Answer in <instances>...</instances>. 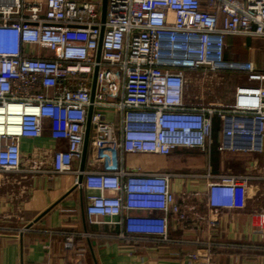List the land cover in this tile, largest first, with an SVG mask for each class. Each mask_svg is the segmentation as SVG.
Listing matches in <instances>:
<instances>
[{
  "label": "built area",
  "instance_id": "1",
  "mask_svg": "<svg viewBox=\"0 0 264 264\" xmlns=\"http://www.w3.org/2000/svg\"><path fill=\"white\" fill-rule=\"evenodd\" d=\"M101 7L102 0H0V174L16 184L11 174L73 173L87 191L89 223L118 225L117 238L131 250L152 241L187 243L171 236L172 227L189 222L172 175L128 168L125 155L206 151L216 121L221 151H264V70L226 57L229 36L264 39V0H108L97 62ZM232 73L248 83L225 102L217 90ZM90 105L81 172L74 164ZM100 108H112L115 118ZM44 137L51 143L22 148L24 139ZM208 177L204 219L214 228L215 215L236 207L250 177ZM91 236L67 232L64 245L73 249L78 237ZM192 242L187 264H212L221 243L202 236Z\"/></svg>",
  "mask_w": 264,
  "mask_h": 264
},
{
  "label": "crops",
  "instance_id": "2",
  "mask_svg": "<svg viewBox=\"0 0 264 264\" xmlns=\"http://www.w3.org/2000/svg\"><path fill=\"white\" fill-rule=\"evenodd\" d=\"M256 39L261 38L227 37V42L239 51H227L226 57L253 60L264 70L254 53ZM233 75L242 81L240 85L248 83L244 74ZM100 111L109 120L115 118L112 108ZM219 138L216 121L208 150L179 147L170 155L141 154L135 157L136 163L129 165L172 175V189L189 210V222L172 227L171 236L188 241L184 244L152 241L131 250L117 238L118 225L90 224L85 210L87 191L76 185L73 173L52 179L31 172L11 174L10 178H18L16 184L0 174V264H187L186 251L197 247L192 242L197 236L221 243L212 251V264H264V151H221ZM49 142L45 137L24 139L22 148L29 151L33 145ZM74 166L80 169V162ZM208 173L250 177L248 186L239 189L236 207L221 209L215 215L214 228L204 219L209 216L205 201ZM86 231L92 233L90 238L78 237L73 249L65 247L67 232Z\"/></svg>",
  "mask_w": 264,
  "mask_h": 264
},
{
  "label": "rangeland",
  "instance_id": "3",
  "mask_svg": "<svg viewBox=\"0 0 264 264\" xmlns=\"http://www.w3.org/2000/svg\"><path fill=\"white\" fill-rule=\"evenodd\" d=\"M236 37H239V36H236ZM253 46L255 47L254 53H255L257 61L262 63V65L264 66V39H256V40H254ZM238 49L239 48L235 44L234 45L232 44V46H230L228 48V51L230 53L231 52H235V51L238 52L239 51ZM241 82L242 81L237 76H235V75L231 76V74H229L226 77L225 81H224L223 88L222 89L219 88L217 91H218V93L220 91H222L224 101L225 102H229L231 100V97L233 96V94H232L233 90L237 86H239L241 84ZM205 87H207V85H205ZM190 90L193 93V90L192 89H190ZM194 91H196V89H194ZM214 145H215L214 149H216V144H214ZM138 155H141V154H139V153H137V154L126 153V155H125V165H126V167L132 168L129 165H131L132 163H136L135 162L136 160H134V159ZM144 171H146V170H144Z\"/></svg>",
  "mask_w": 264,
  "mask_h": 264
},
{
  "label": "water",
  "instance_id": "4",
  "mask_svg": "<svg viewBox=\"0 0 264 264\" xmlns=\"http://www.w3.org/2000/svg\"><path fill=\"white\" fill-rule=\"evenodd\" d=\"M107 6H108V0H102V7H101V21H102V26H101V36H100V41H99V47L97 51V57L96 60L97 62L100 61V56H101V50H102V36L104 32V23L106 21V16H107ZM98 70L99 66H95V70L93 73V80H92V91H91V102L94 101V95H95V90H96V82H97V75H98ZM92 113H93V105H90L89 111H88V117H87V123H86V130H85V139H84V146H83V154L82 158L80 161V171L83 172L85 169L86 165V159H87V154H88V147H89V139H90V130H91V118H92ZM83 180V175L80 173L78 177V181L82 182Z\"/></svg>",
  "mask_w": 264,
  "mask_h": 264
},
{
  "label": "trees",
  "instance_id": "5",
  "mask_svg": "<svg viewBox=\"0 0 264 264\" xmlns=\"http://www.w3.org/2000/svg\"><path fill=\"white\" fill-rule=\"evenodd\" d=\"M228 51V50H227Z\"/></svg>",
  "mask_w": 264,
  "mask_h": 264
}]
</instances>
